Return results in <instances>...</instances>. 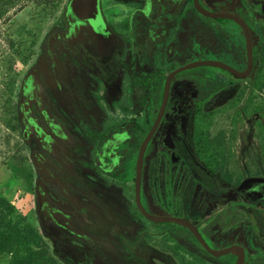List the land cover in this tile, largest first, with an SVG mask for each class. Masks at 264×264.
Returning <instances> with one entry per match:
<instances>
[{
	"label": "rangeland",
	"instance_id": "obj_1",
	"mask_svg": "<svg viewBox=\"0 0 264 264\" xmlns=\"http://www.w3.org/2000/svg\"><path fill=\"white\" fill-rule=\"evenodd\" d=\"M69 2L0 0V264H195L191 237L149 223L134 203L137 148L155 111L152 89H140L138 83L133 89L116 69L102 83L98 77L86 79L87 71L96 74L101 68L96 55L84 58L87 33L82 25L70 28ZM219 35L213 41L183 40L180 57L169 65L230 51V62L241 66L243 57L236 61L233 49L242 41L232 37L225 42ZM255 45L251 73L202 99L195 96L193 80L215 68L180 72L171 88L172 116L160 132L165 144L158 140L149 158L156 198L175 208L176 192L168 196L160 191L161 168L168 157L180 156L183 139L194 145V114L227 116L212 127L220 130L216 154L228 156L234 180L245 171L242 162L249 163L248 171L264 170V41L256 36ZM148 71L139 68L132 80ZM29 75L36 92L31 93L34 101L24 104L29 95L23 82ZM107 113L132 114L130 137L116 149L111 172L100 169L97 154L110 138L101 131L111 123ZM49 121L63 134L53 132ZM166 145L173 146L172 152ZM144 189L143 178L140 200L148 209ZM58 213L87 240L58 224Z\"/></svg>",
	"mask_w": 264,
	"mask_h": 264
},
{
	"label": "flooded vegetation",
	"instance_id": "obj_2",
	"mask_svg": "<svg viewBox=\"0 0 264 264\" xmlns=\"http://www.w3.org/2000/svg\"><path fill=\"white\" fill-rule=\"evenodd\" d=\"M197 1L208 12L236 17L245 26L251 40L253 69L256 36L264 41V0ZM67 17L71 29L78 25L85 28L88 40L86 39L84 44L86 49L84 58L95 55L98 57L96 61L99 63L101 71L96 72V74H89L87 71L84 74L87 80L98 77L99 79H96L101 80L102 83L108 80L112 69H116L121 70L122 76L128 80L133 89L137 88L136 83L140 89L147 87L152 89L151 107H155V111L147 124L143 138L157 115L166 76L177 67L196 60L190 59L182 64L179 63L177 66L169 65L170 60L172 61L175 56L180 57V53H182L180 42L185 39L211 41L213 37L219 34L220 39L222 38L225 42L235 37L242 41L240 47L237 46L233 49L236 61L239 55L243 57L241 66L237 67L230 62L229 59L232 55L230 51L225 52V54L215 51V54L209 57L204 55L200 57L225 63L238 71H243L246 68V37L242 26L232 18L210 17L201 14L195 8L194 0H98L96 19L78 20L69 12ZM190 18L198 21L193 23ZM206 32L208 33L206 34ZM199 50L197 47L194 49L196 53ZM239 51L242 52V55L238 53ZM67 55L71 57L73 50L68 49ZM179 59L176 58V60ZM139 68H149V71L144 74L143 78L132 80ZM163 68L170 69L164 72ZM213 68H215L214 75L216 78H218V74H222L226 78H218L221 81H226L225 85L220 88L235 83L227 82L229 73L227 75L224 70ZM153 78H156L154 86L152 85ZM178 79H180V72L176 73L170 81L164 113L144 151L140 195L142 179L144 178V195L148 205V209H144L154 216L185 219L194 226L198 236L181 225L154 223L146 219L136 205L135 207L149 223L164 230L174 227L180 232L187 233L193 242L192 257L195 264H235L238 260V254L234 249L240 251L242 264H264V170L257 168L255 171H248L249 163L244 164L242 162L245 171L237 175L235 180L232 178L227 163L228 156H217L216 154L214 142L220 130L212 127L217 124V120H221L219 124L227 121L226 115L216 113L193 115L197 118L191 119L193 121L192 134L198 135L194 145L186 144L183 139L180 143V156L177 155L176 160H174V156V158L168 157L164 161L160 173V191L168 196L176 192V209L170 202L155 197L149 158L155 143L161 140L163 144L165 134L160 135V132L165 120L168 116H172L168 113V105L171 98V88ZM238 81L240 80H236V82ZM193 82V89L195 90L196 81L193 80ZM28 83L31 84L30 89L27 86ZM23 84V92L29 95L24 103L27 104L34 101V94L31 95V93L36 90V86L31 75L24 78ZM208 94L210 93L200 94L195 90V96L199 99ZM24 113L28 116L26 112ZM106 115L105 119L110 120L111 123L101 131L110 138H106L101 151L97 154L100 169L104 172H111L116 165V149L130 137L127 128L130 129L132 114L107 113ZM183 117L184 115L180 114V121L183 120ZM31 123L34 125L32 121ZM48 124L53 132L58 135L63 134L58 124L51 121ZM164 141L168 144L167 139ZM166 146L172 152L173 146ZM190 147L193 151L190 150ZM170 208L175 210H170ZM55 217L57 223L65 221L61 224L62 227L70 230V232L73 229L71 234L78 236L74 231L81 233L72 228L69 223L70 220H68L69 222L66 221L68 217L65 215L57 214ZM81 234L85 236L83 233ZM226 249L232 250L220 257L211 252Z\"/></svg>",
	"mask_w": 264,
	"mask_h": 264
},
{
	"label": "water",
	"instance_id": "obj_3",
	"mask_svg": "<svg viewBox=\"0 0 264 264\" xmlns=\"http://www.w3.org/2000/svg\"><path fill=\"white\" fill-rule=\"evenodd\" d=\"M194 6L201 14L205 16H210V17L220 16V17L232 18L242 26L245 32V37H246V46H245L246 55H247L246 68L243 71H238L234 69L233 67L225 63L219 62V61L201 59V60H194L186 64H183L177 67L175 70L169 72V74L166 76L165 81H164L162 99H161V103H160L157 115L153 121L151 128L149 129V131L143 138L138 148L136 166H135L134 199H135V205L137 209L146 219L153 221L154 223H174L177 225H181L187 228L192 234L198 236V233L196 229L194 228V226L190 224L187 220L178 218V217H170V216H154L148 213L142 206L141 201H140V183H141L144 151L164 113L167 99H168V94H169L170 81L176 73H179V72L191 69V68L199 67V66H211V67H216L220 70H224L236 80H242V79H245L251 73L253 63H252V52H251V40H250L248 31L246 30L245 26L240 22V20H238L236 17L227 16L223 14H212L208 12L207 10L203 9L199 5L197 0H194ZM68 12L72 13V15L75 16L78 20H94L96 19L98 15V0H70L68 4ZM172 158L174 157L172 156ZM203 245L205 246L204 243ZM230 250L232 249H226V250H222L219 252H214V251H211V252L213 253V255L220 257L221 255L226 254ZM234 251L238 254V260L235 262V264H242L240 251L235 250V249Z\"/></svg>",
	"mask_w": 264,
	"mask_h": 264
},
{
	"label": "trees",
	"instance_id": "obj_4",
	"mask_svg": "<svg viewBox=\"0 0 264 264\" xmlns=\"http://www.w3.org/2000/svg\"><path fill=\"white\" fill-rule=\"evenodd\" d=\"M215 71V70H214ZM214 71L203 73L199 78H196V87L195 90L200 93H212L219 89L222 85H225L226 81H221L220 79L216 78L214 75ZM229 75L228 73H226ZM227 82H236L233 77L229 75V79Z\"/></svg>",
	"mask_w": 264,
	"mask_h": 264
},
{
	"label": "bare ground",
	"instance_id": "obj_5",
	"mask_svg": "<svg viewBox=\"0 0 264 264\" xmlns=\"http://www.w3.org/2000/svg\"><path fill=\"white\" fill-rule=\"evenodd\" d=\"M111 145V144H110ZM59 214V213H58ZM56 218V217H55ZM60 220H62V219H60ZM64 220V219H63ZM69 219H67L66 221H68ZM56 221V220H55ZM61 222V221H60ZM65 221H63L62 223H64ZM69 222V221H68ZM62 223H60V224H62ZM70 223V222H69ZM59 224V223H58ZM68 226H69V224H68ZM69 228V227H68ZM73 230V229H72ZM72 230H71V232H72ZM70 231V230H69ZM74 233H77V232H75L74 231Z\"/></svg>",
	"mask_w": 264,
	"mask_h": 264
}]
</instances>
